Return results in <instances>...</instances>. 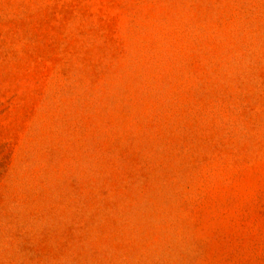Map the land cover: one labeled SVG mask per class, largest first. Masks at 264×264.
Listing matches in <instances>:
<instances>
[{
    "label": "rangeland",
    "instance_id": "374dc122",
    "mask_svg": "<svg viewBox=\"0 0 264 264\" xmlns=\"http://www.w3.org/2000/svg\"><path fill=\"white\" fill-rule=\"evenodd\" d=\"M0 264H264V0H0Z\"/></svg>",
    "mask_w": 264,
    "mask_h": 264
}]
</instances>
